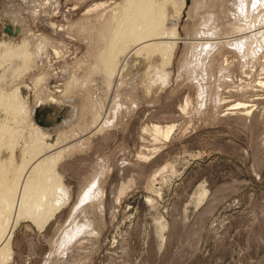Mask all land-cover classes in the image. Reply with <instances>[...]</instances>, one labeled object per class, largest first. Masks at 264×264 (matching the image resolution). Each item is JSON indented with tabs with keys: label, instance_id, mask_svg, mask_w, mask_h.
Wrapping results in <instances>:
<instances>
[{
	"label": "rangeland",
	"instance_id": "1",
	"mask_svg": "<svg viewBox=\"0 0 264 264\" xmlns=\"http://www.w3.org/2000/svg\"><path fill=\"white\" fill-rule=\"evenodd\" d=\"M122 1L0 0V94L15 89L26 110L0 115L6 135L18 137L14 164L38 132L76 126L85 135L57 163L71 198L42 228L20 219L8 264H264V48L242 58L228 42L245 24L230 20L233 0H169L173 47H127L104 84L91 69L100 43L91 42ZM207 14L222 25L223 43L208 50L203 78H192L182 67L187 42L202 39ZM5 45L26 48L27 61L12 68ZM51 102L58 119L44 129L35 110ZM97 113L106 124L93 132ZM70 137L65 147L79 139ZM92 184L98 196L81 202Z\"/></svg>",
	"mask_w": 264,
	"mask_h": 264
},
{
	"label": "bare ground",
	"instance_id": "2",
	"mask_svg": "<svg viewBox=\"0 0 264 264\" xmlns=\"http://www.w3.org/2000/svg\"><path fill=\"white\" fill-rule=\"evenodd\" d=\"M170 1L173 2L172 0ZM166 3L168 4L169 0H123L121 2V10L118 7V12L120 13H117V16L115 15L114 17L113 15V17L111 18H107L108 20H104L105 18H103V20L99 22L102 23L101 27L97 30V33L93 34V42L91 43L94 44V42H99L100 47L95 54L96 56H93L95 57V62L91 61L93 62L92 66H94L91 67V69L92 71L99 72L102 81H105L104 84H111L113 78L115 79V72H117L116 70L117 68H119V62L117 60V58L119 57L118 55L120 53L126 54V52L128 51L126 49L127 47H130L134 52L139 54H142L143 51L146 52L147 50H149L150 52H160L163 54L164 52L167 53V51L173 47L171 39L169 40L165 37L167 35L170 36L177 34L174 30L170 31L169 29V31H167L168 29L166 30V27L164 26L167 20ZM118 5H120V3ZM232 6L233 7L228 9V11H230L231 13L230 20L232 19L233 23L242 22L243 24L244 22L245 24L244 26H236V30L233 33L235 37L228 40V42L232 45H235L234 48L236 52H238V54H241L242 58H247L249 56H252L253 54L256 55L257 48H264V0H233ZM194 11L196 12V9H194ZM212 15L213 14H207V16H203L204 18L202 20V25L205 26V28L201 27V25V30L198 28L200 32L197 31L196 36H199L200 39H203L204 36V39L206 40L215 39V41H213L212 43V40H210L211 43L209 41L208 43H205L206 41L204 40V43H202V39L200 41H198L197 39L196 41L195 39L198 37L194 36L193 38L196 42L191 41L192 43H188L189 41H186L187 45L190 44L191 46H188V48L190 47V51H188L189 57L186 55L188 58L184 59V65L182 63V67L186 69L187 73H189L192 78H203L205 71H207L206 57L207 60H209L208 57L210 58V56H208L210 54V51L208 50H210V48L212 49L213 46L219 45V43H223L219 28V26H221L222 28V25H220V22H217L219 23V26H215V24L213 25V22H215L213 18L215 16L213 15V17ZM210 25L212 26L210 27ZM194 32H196V29ZM202 32L204 34H201ZM165 38L166 40L168 39L167 41L171 42H167ZM231 41H233L234 44ZM4 54L8 55V59L11 58L12 63H10L13 64L12 68H19L21 62H19L18 60L25 62L27 61L29 56L26 48H23L21 46L18 48L6 46V53ZM162 74L165 75V73ZM164 75H161L163 76V79H165ZM200 88L202 89V87ZM14 90L13 92L11 91L12 93L9 92L10 95L7 93L8 96L6 94L5 96L0 94V115L4 116V119L7 116L8 119L13 116L16 117L17 114H23V112L26 111L25 107L23 106L24 104L21 102V99H19V94H17ZM1 93L4 94L3 89ZM42 101H39L38 105H42ZM50 106L51 107H43L42 109H40L41 111H39L38 108L37 110H35V115H45L47 121H42V124L45 126L44 129L50 128L51 126H53L54 122H57L56 118L58 117L57 115L59 114V110L53 105L52 102ZM73 114L74 112H72V115ZM93 115L89 116L92 117V122L90 121V124L93 126L92 131L94 132V130H97L99 128L103 129L105 126L103 128L102 126L106 123L96 124V121L100 120L98 119V117L100 118L101 115L99 113L96 114L98 115L97 117ZM14 120L15 119H13V121ZM7 126L11 125H4V121L3 125L1 124L0 126V264H8L12 258L11 238L14 228L18 224L20 219H31L32 222H35L42 228L63 206H65V204H67V202L71 198V195L69 193V190L62 183L61 176L57 172V163L63 157L65 151L68 148L72 150L73 148L77 147V145L82 142V138L85 137L84 131L77 128L76 126H71L75 129L72 128L73 132H67L68 134H63L64 132L59 134L38 132L39 134H41L39 136L42 137V140L39 138V136L35 140H33V146L31 148L28 147L30 149H27L28 151H26V153H24L25 151L23 152V157H21L22 159L20 163L15 165L14 145L18 140H16L17 136H14V134L9 135L12 131L10 133L7 132L8 128L10 130L12 129L11 127ZM19 128H17V130ZM68 128L70 129V127ZM86 129L89 131L90 127L87 125ZM36 131L38 130L36 129ZM91 132L89 131V134ZM170 132L171 130H168L166 132V136H168ZM7 133L9 134L6 135ZM73 133L78 135L79 139L77 141H73V145H70L71 143H68L71 147H69V145L68 147H65L62 137L69 136L70 140V138H72L70 137V135ZM23 138L24 136L22 137V139ZM76 139L77 137H74L73 140ZM69 140L67 141L70 142L71 140ZM25 146L26 145H24V147ZM8 150L10 154L9 156L5 157L4 152ZM23 150L21 149V151ZM91 186L93 187L91 189L88 188L89 190L85 191V193L82 195L81 202H84L85 200L88 201V199L93 200L98 196L96 195L97 191L95 192L97 184H95V186L92 184ZM84 228H87V225L80 227L79 230H83ZM74 232L75 234L78 232L81 233V231Z\"/></svg>",
	"mask_w": 264,
	"mask_h": 264
}]
</instances>
